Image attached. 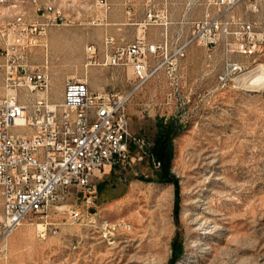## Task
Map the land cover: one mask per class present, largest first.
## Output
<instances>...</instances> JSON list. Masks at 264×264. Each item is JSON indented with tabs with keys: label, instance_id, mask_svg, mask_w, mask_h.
Instances as JSON below:
<instances>
[{
	"label": "rangeland",
	"instance_id": "374dc122",
	"mask_svg": "<svg viewBox=\"0 0 264 264\" xmlns=\"http://www.w3.org/2000/svg\"><path fill=\"white\" fill-rule=\"evenodd\" d=\"M43 1L61 6L66 18L77 20L73 26L51 27L42 45L29 52L30 70L48 67L52 102L62 103L68 79L87 80L96 93L130 90L134 83L131 69L87 66L85 48L96 46L100 59L106 34L114 36L118 44H130L141 26L102 24L96 14L103 11L92 9L97 0ZM145 2L137 0L139 19ZM172 2L168 12L174 20L170 30L175 33L182 27L184 0ZM108 3L112 21H134L128 20L134 9L131 15L117 12L124 0ZM17 5L1 9L0 18L12 12L34 16L31 0H17ZM236 12L264 23V14H250L244 7ZM200 15L197 11L195 17ZM83 19L90 24H80ZM160 29L148 27L147 37H155ZM46 42L47 48L43 46ZM233 58L249 69L220 83L223 49L209 52L193 45L180 64L179 92L175 93L161 70L128 106L131 131L151 143L160 127L175 123L180 128L173 139L170 173L178 182L177 206L175 184L160 181L161 167L156 169L148 159L138 161L133 150L129 166L99 174L92 194L71 188L65 200L46 215L27 218L10 239V262L171 264L176 242L183 250L176 264H264V80L252 83L264 75V52L256 62L238 55ZM4 63L5 57L0 56V97L6 94ZM40 95L18 90L19 100L26 104ZM69 208L81 210L83 219L71 220ZM103 220L119 226L114 236L101 231Z\"/></svg>",
	"mask_w": 264,
	"mask_h": 264
},
{
	"label": "built area",
	"instance_id": "2783aa9c",
	"mask_svg": "<svg viewBox=\"0 0 264 264\" xmlns=\"http://www.w3.org/2000/svg\"><path fill=\"white\" fill-rule=\"evenodd\" d=\"M173 0L158 5L146 1L145 19L140 23L145 31L150 26L163 29L162 40L150 43L145 35L130 44H118L114 36L106 35L102 57L97 48H85L88 65L124 67L132 71L134 83L124 92H93L87 80L68 79L62 103L51 100V75L47 66L30 70L29 52L42 45L51 27L70 25L71 18L56 12L54 5L43 0H31L34 16L29 21L13 19L10 25L0 22V56L5 57L4 86L0 97V263L9 264L10 239L30 216H44L65 200L71 188L94 191V182L107 169L126 168L133 159L150 160L159 169L161 162L153 155L146 136L130 129L128 106L134 96L164 71L175 93L180 91V64L193 45L209 52L224 51L220 83L242 74L240 62L234 56L253 59L264 52V23L239 16L238 7L253 15L264 14V0H184L180 17L181 29L171 32L174 20L168 12ZM136 0H124L131 15ZM17 0H0L16 5ZM93 9L108 14V0H97ZM197 11L201 12L195 17ZM103 22L104 19H97ZM47 48V45H43ZM211 54V53H210ZM40 92L31 103L19 100L18 90ZM190 102V100H188ZM70 219H83L81 210L69 208ZM91 221L97 224L95 218ZM105 236H114L118 225L103 220L99 225ZM45 233L42 232L41 237ZM10 264H14L11 263Z\"/></svg>",
	"mask_w": 264,
	"mask_h": 264
},
{
	"label": "trees",
	"instance_id": "16d2710c",
	"mask_svg": "<svg viewBox=\"0 0 264 264\" xmlns=\"http://www.w3.org/2000/svg\"><path fill=\"white\" fill-rule=\"evenodd\" d=\"M180 134V128L175 123H169L167 127H160L158 136L152 148L153 155L161 162L160 181L173 183L177 189L176 206L178 205V182L171 179V166L173 159V139ZM178 211V209H176ZM183 253L182 248L173 243V259L171 264H176Z\"/></svg>",
	"mask_w": 264,
	"mask_h": 264
},
{
	"label": "crops",
	"instance_id": "0c3cea01",
	"mask_svg": "<svg viewBox=\"0 0 264 264\" xmlns=\"http://www.w3.org/2000/svg\"><path fill=\"white\" fill-rule=\"evenodd\" d=\"M147 1V0H146ZM155 2L156 1H159V0H154ZM161 1V0H160ZM163 1V0H162ZM162 1L161 2H159L158 3V5H160V3H162ZM146 2L144 3V5L142 6L143 8H144V12L142 13L143 14V18H140L139 19V13H137V6H138V4H137V0H136V3H135V6H134V15H133V18H128V20L130 21V20H134L132 23H130V22H125V20L123 19V20H121V21H119L118 20V22H114V21H112L111 20V13H113V10H111L108 14H104L100 9V11L99 12H102V13H100V14H96V16H98L97 17V19H104V21L102 22V24H105V25H126V24H133V25H140V23L145 19V15H146V10H147V8H146ZM55 6L56 7H58L61 11H62V8H61V6H57L56 4H55ZM124 6V3L118 8V13L119 12H127L126 11V8H125V6ZM92 9H93V6H92ZM114 9V8H113ZM97 10V9H96ZM63 12V11H62ZM12 14H14L13 12H12ZM142 14H140V16L142 15ZM7 16H10V15H8V14H6ZM142 17V16H141ZM64 18H66V16L64 15ZM72 20H73V23L72 24H70V25H64V26H73V25H75L76 23H77V20L75 19V18H71ZM92 19H94V18H92ZM142 20V21H141ZM80 24H82V25H84V24H90V22L87 20V19H83V20H81L80 21ZM161 31L159 32V33H157V35L155 36V37H151V36H148L147 37V33H146V31H144L141 27H140V29H138V33H137V36H136V38L134 39V40H136L139 36H141V35H145V37L147 38V40L150 42V43H157V42H159V41H161L162 40V35H163V29L161 28L160 29ZM106 35H109V34H106ZM46 45L48 46V44H47V42H46ZM188 52H189V50H188ZM89 84V83H88ZM90 87V86H89ZM91 89V88H90ZM129 120H130V118H129Z\"/></svg>",
	"mask_w": 264,
	"mask_h": 264
},
{
	"label": "bare ground",
	"instance_id": "6f19581e",
	"mask_svg": "<svg viewBox=\"0 0 264 264\" xmlns=\"http://www.w3.org/2000/svg\"><path fill=\"white\" fill-rule=\"evenodd\" d=\"M49 5V4H48ZM18 5H5V8L8 10L14 7H17ZM55 6V4H54ZM56 7V6H55ZM56 12H62L58 7H56ZM30 16L26 12H21V14H12L10 16H7L5 18H0L1 25H10L11 21L13 19H20V21H29ZM263 53V52H262ZM249 68L246 66L242 67V73L247 71ZM264 80V75H258L253 79V84L259 83Z\"/></svg>",
	"mask_w": 264,
	"mask_h": 264
}]
</instances>
